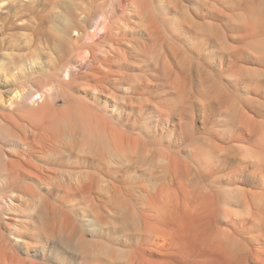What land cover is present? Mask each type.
<instances>
[{"label":"bare ground","instance_id":"bare-ground-1","mask_svg":"<svg viewBox=\"0 0 264 264\" xmlns=\"http://www.w3.org/2000/svg\"><path fill=\"white\" fill-rule=\"evenodd\" d=\"M84 1L56 0V2H49L50 4L48 3L49 5L47 6L50 10H48L51 12L57 8L59 12L57 10L54 14L51 12L53 16L48 13L50 17L46 16L38 21L34 17L35 21L31 20L26 24L20 23L22 20H18L19 22L13 21L10 23L9 29L10 31L18 32L22 31L23 27L26 28V31L29 28L31 36L50 32L54 35L53 38L56 35L55 38L58 40L59 46L62 49L64 48V50L67 42L71 40L72 34H77L79 46L75 45L74 49L71 47L72 51L76 49L84 50L79 52L78 56L73 55L72 59L70 58L71 61L66 64V67H63V70L64 68L66 69L64 73L75 79L90 77L95 83V93L99 95L103 94L107 87H111L107 86L109 85L110 70L114 59L118 58L116 55L120 54L122 40L127 27H133L131 26L133 24L131 21L136 19L137 21L134 20L137 22H135L136 24L139 22L142 24L145 37L148 36L149 39L150 37L159 38L160 33H158L155 25L156 19L152 13V8L154 9L155 3H161L160 7H165V10L170 12V8H173L174 4L171 7L169 5L172 2L174 3V0H118L117 5L114 8L112 7V11H109L112 14L108 12L109 8L104 9L110 16L104 10V14L102 11L100 12L103 15L102 17L98 14L101 19L97 18V16L96 18H91V16L87 17L85 15L87 18H80L79 25L75 26L73 21L66 15L67 7L70 5L68 3H74V7L79 8L76 4H82ZM250 1L244 0L237 4V1L228 5L225 4L224 10L226 9L229 12L226 14L221 13V10L215 11L213 9L206 11L192 10L193 12H190L192 16L189 17L183 12L190 19L179 22V28L182 33L188 36L186 40H188L190 45L189 49L196 56L201 57L203 54L209 57L214 56L212 59L216 62H213L220 67L225 62L228 71L239 67L238 72L247 70L252 65L243 68L240 64L248 61L256 66L258 70L256 72L259 73L258 77L246 79V77L242 78V74L239 73L236 78L231 80L234 89L240 91L246 97L248 105L234 109L230 117L224 122L225 126L222 127L220 126L221 122L218 123L219 120L214 118L215 115L211 113L222 109L226 102V97L221 92H218L220 94L213 97V99L208 96L210 98L208 106L204 108L203 105L199 113H195L193 107L187 105L189 104L187 103L188 100H186L188 97L183 93L184 91L187 93L186 90L182 91V93L179 92L180 96H178V99L180 97L182 99L180 102L177 100L178 102L174 103L173 101L171 102V99L158 102L155 108L152 107L154 113L146 117L141 114L124 117L121 114L123 110H121L120 105L116 101H113L114 99L112 100L113 102L110 101V104L107 101H102L105 108H112L111 117L106 118V116L100 114L101 116H90L87 119L90 128L87 130L93 136L94 145L96 143L95 147L88 153H84L85 148H75L74 144L71 143L73 148H75V151H71L74 164L78 166L74 168L79 169L81 164H84V168H88L91 165L93 169H96L94 172H96L97 176L91 170H87L81 174H76L73 178H67V181H64V177L61 180L62 182H59L58 174H45L41 167L36 164L37 160L44 157L46 159V156L57 148L55 143L58 133H56L55 128L59 118L50 108V87L40 90L38 93L34 89L33 94H24L25 92L21 91H16L14 94L12 90L9 97L8 93L5 92L8 98L4 100V97L2 98L0 95V108L3 111L8 112L14 106L16 108L17 105L22 106L21 104H23L22 109H28L27 117H25V119L27 118L25 122L26 129L24 128L20 133H15V138L4 134V141L2 142L0 139L1 143L4 144L6 142L7 144V142H10L14 146L13 149L15 148V154H10V149L7 148L10 152L8 153L0 146V264H264V25L263 27L262 25L261 27L250 25L249 18L257 10L255 8V10L252 9ZM17 2L20 3L18 5L20 8L27 6L24 3L25 6L21 7L23 0H17ZM202 4L204 5V3ZM180 5L183 6V3ZM259 6L261 7V5ZM221 7L223 8V6ZM175 8L177 9V7H174V10ZM258 9L260 8L258 7ZM21 10L20 13L16 12L19 14L16 16L19 17L23 14H21ZM73 10L75 11V9ZM234 10L237 13L238 22L234 18L236 17ZM10 11L9 13H7V10L5 12L10 15ZM28 13L30 14V12ZM31 14L30 16H32ZM124 14L128 15L127 20L122 18ZM28 15L26 16L28 17ZM116 15L121 19L120 21L118 17V22L120 21L124 24L114 21V16ZM4 16H2V19L5 18V20L9 17L8 15ZM258 16L260 15L258 14ZM2 19L0 17V20L4 23ZM220 19L221 21H227V28H225L227 32L233 33L239 29V33L237 32L239 34L238 40L246 41L253 35L262 38V46L259 52L249 53L241 48L224 55V57L222 55L216 57L215 52L209 53L207 49L217 46L215 44L220 40L221 33L216 23ZM1 21L0 29L7 23L5 21V24H3ZM200 21L207 23L211 27L212 30H209V34L206 35L205 29H202L203 24ZM259 22L264 24V19L259 20ZM136 24L135 27H138ZM141 27L137 31L141 30ZM130 29L129 31H132ZM4 32L2 33L1 31L2 34ZM50 33L48 34L51 35ZM12 35H14L13 32ZM20 37L22 38L23 36L20 35ZM92 39H95V41ZM14 40L16 39L14 38ZM29 41L31 43L32 40ZM37 42L38 39L36 40V45L38 44ZM54 42L57 43L56 41ZM11 43L13 42L11 41ZM16 43L19 42L17 41ZM27 45L29 44L27 43ZM10 46L9 48L11 49L13 46ZM45 46L48 45L46 44ZM152 46L154 48V45ZM5 47L7 48V46ZM133 48H135L134 45ZM100 49L106 50L102 54ZM152 50L154 51V49ZM37 51L35 52L40 53ZM172 51V53L178 52L177 49L175 51L172 49ZM216 52L218 53L219 51ZM44 53H47V51ZM71 55L68 56L71 57ZM97 55L101 59L97 58ZM174 55H172V58H175ZM10 56L11 52L8 57ZM36 56L39 55L37 54ZM148 56L150 55L148 54ZM180 56L182 55H178L177 59L178 57L180 59ZM150 59L152 60L153 58L151 57ZM117 60L119 61L120 59ZM30 61L31 59L28 62ZM153 62L155 63V60ZM35 63L37 64L38 62ZM19 65H16V67ZM157 66H154L153 69L158 70L160 66ZM178 66L181 65L179 64ZM60 67L59 70L61 69ZM169 67L171 66L163 68V78L160 77L159 79L158 73L160 72L157 73V79L163 80V82L160 81V83H163L160 86L165 88L166 94L177 81H181L179 79L181 76L172 79L171 68ZM150 69L152 70V68ZM153 74L151 75L153 76ZM1 75L3 77L2 73ZM12 75L10 74L11 78ZM60 75L62 76V72ZM6 78L9 79L10 77ZM148 83H150L149 80ZM42 85H37V88L39 87L38 89H40ZM112 85L116 94L119 82L114 79ZM130 85H132V82ZM27 86L29 84H26ZM147 86L149 87V85ZM146 88L143 85L140 90L145 93L147 92ZM129 89L131 88H128L127 91ZM77 90H80V88ZM154 90L156 91V88ZM35 94L37 95L36 101L34 100L28 105L27 99L35 96ZM38 101L40 106L37 110L33 109L34 105H39ZM139 101L142 102L140 99ZM145 101L147 103V99ZM128 102H131V100L129 99ZM144 102L142 104H145ZM132 104L133 106L135 105L134 103ZM13 110L15 111L16 109ZM127 113L131 115V111H127L125 114ZM141 113L143 114V108ZM8 114L6 112L0 113L1 130H3L2 127H7L9 123L10 117ZM72 133L74 132L72 131ZM60 134L62 136L66 133ZM73 138L72 140H75ZM81 139L76 141H81ZM140 143H143L145 148H140ZM9 145L7 144V147ZM70 150L74 149L71 147ZM105 150L108 151L107 154L104 153ZM68 159L70 160V158ZM51 161L50 163H52ZM101 175L106 177L105 180L103 178V180L95 182L96 178H101ZM96 185H99L98 187L101 186L100 191H97ZM42 186H45L43 188L45 193L42 192ZM80 200L92 202L91 206V203H88L89 206L86 204L87 207H82L83 209L79 213L82 214L79 220L81 221L80 225L84 236H89L93 239L102 238L103 240H112L113 237L118 236L120 243H78L80 240L77 243H68L75 227L68 223L67 217L62 212L72 211ZM37 223L39 224L37 225ZM115 240L117 239L115 238Z\"/></svg>","mask_w":264,"mask_h":264},{"label":"rangeland","instance_id":"rangeland-1","mask_svg":"<svg viewBox=\"0 0 264 264\" xmlns=\"http://www.w3.org/2000/svg\"><path fill=\"white\" fill-rule=\"evenodd\" d=\"M4 1V2H3ZM6 1V2H5ZM9 0H2V2H0V7L1 5L5 6L6 7V10H7V13H9V10L10 11V15L7 14L5 11V7L2 6V8H0V12L2 10V12L0 13V17L1 19L3 18L2 16L6 17L7 15L10 17H7L6 20L5 18L2 19L4 21L3 24H5V21L7 22L3 28V30L0 29V75L1 73L3 74V77L0 78V95L1 97L4 99H7L9 97V94L10 92L13 90L14 91V94L16 91H21V92H25L24 94H33V90L35 92H39L40 90H44V89H47L48 87H50L49 89L51 90V99H50V108H51V111L57 115V117L59 118L58 119V122L56 124V128H55V131L57 134L56 136V140L59 142L56 141L55 143V147L56 150L49 153L47 156H46V159L49 157L47 160L44 158L40 159V160H37L36 161V164H38L41 169L43 170V172L45 174H50V173H56L58 174V181L59 182H62L61 180L64 179V181H67L68 179L70 178H73L76 174H81L87 170H91L92 173H94L95 176L96 175V172H94L96 169L94 168L93 169V166H90L88 168H84L83 165L84 164H81L79 165V169H75L77 168L78 166H75L74 164V159H73V155H72V152L71 151H75V148H85L84 149V153H88L93 147H95L94 145V140H93V136L90 132H88L87 129H90L89 128V124L87 123V119L90 117V116H106V118H110L111 117V114H112V108L111 107H104V104L103 102L104 101H107L109 102V104L111 103L110 101H116V103L118 105H120L121 107V110H123V112L121 111V114L124 116V117H127V116H131L134 115V114H141L142 116L146 117V116H150L154 113V110L153 108H155L157 105L158 102H161L163 100H166V99H171V102L173 101L174 103H177L179 100V102L182 100L181 97L180 99H178L180 96L179 92L182 93V91L186 90L187 93L184 91L183 93L186 94V97H188V99L186 98L187 104L188 106H192L193 107V111L195 113H199V111H201L203 105H204V108L207 107L208 105V100L211 98L213 99V97H215L216 95L220 94L218 92H221L222 95H225L226 97V102L225 104L223 105L222 109H220L219 111H214V112H211L212 115H215L214 118L218 119V123L221 122V125L220 126H225L224 122L226 121V119L228 117H230V114H232L234 111V109L240 107V106H246L248 105V102L246 100V97L240 93V91L238 90H235L234 89V85H232L231 83V80L236 78V76L240 73L242 74V78L246 77V79H249L250 77H258L259 73L256 72L258 71L256 69V66L254 64H251L250 61H248L247 63L243 62L242 64H240L243 68H247V66H251L250 68H248L247 70H243V71H240L238 72V70L240 69L239 68H235L231 71H228L227 67L225 66L226 63L224 62V64L222 65V67H220L219 65L217 66V63L215 64V60L212 59L214 58V56H208V55H205L203 54L201 57H198L196 56V54H193V52L189 49L190 48V45L188 44V40H186V37H188L187 35H184L181 31V29L179 28V22L181 23L182 21H187V19H190L188 18L187 16L191 17L192 16V13L190 12H193V11H206V10H215V11H220L221 10V13H224L226 14L228 11L225 9L224 10V5H228L229 3L231 4L232 2H236L237 3H241L242 1L244 0H174V3H170L169 7H171V5L174 4L173 8L171 7L170 9V12L166 11L165 10V7H160V4L159 3H155V6H154V9L152 8V13L154 14L155 16V19H156V28H157V31L159 34V38H154V37H145V33H144V30H143V26L142 24H140V22L138 24H136L137 20L136 21H131L133 24L131 26L133 27H127V31L124 33V38L122 40V45H121V49H120V54L116 55L117 59H120L119 61L117 59H114V63L111 67V74L110 76L108 77L109 78V85L107 86H111V87H107L104 91L106 92V94L109 92V94H105V92H103V94H97L95 93V90H94V86H95V83L93 82V80L90 78V77H87V78H74V77H69L67 75V73H64L66 70L64 68L63 70V67H66V64H68L71 60L70 58L72 59V56L75 55V56H78L79 52H82V50L84 49H76L75 51L73 50L72 51V48L74 49L75 45L79 46L78 45V35L73 33L72 34V37H71V40L69 42H67L66 44V47H65V50L64 48L62 49L60 46H59V43H58V40H56V35L55 37L53 38V34L50 33V32H46V33H43V34H33V36H31V30L27 29L26 31V28H22V31H18V32H14V31H10L9 29V26H10V23H12L13 21L14 22H19L21 21L20 23H27L28 21H38L46 16H49V14L51 15L52 13L54 14L55 11L57 10V12H59L58 10L59 9H54L53 11H49L50 9L48 8L47 5H49L51 2H56V0H28V1H25L23 0L22 2V6H25V4H27V6L23 7V8H20V3L17 2V0H10L9 2H7ZM13 3H12V2ZM34 1V2H33ZM43 1V2H42ZM58 1V0H57ZM177 1V2H176ZM201 1H205V2H202L204 3V5L201 3ZM215 1V2H214ZM241 1V2H240ZM250 1V0H249ZM11 2V4H10ZM17 4H16V3ZM36 2V3H35ZM50 2V3H49ZM112 2V3H111ZM116 2V3H115ZM117 2L118 0H85L82 4H76V6H79L78 7H74V3H68V7H67V10H66V15L73 21V23L75 24V26H78L79 25V22H80V18H85L86 16L87 17H90L91 18H99L101 19V17L103 15H101V11L102 13L104 14L103 10L105 9H108V12L109 11H112L111 9H113L116 5H117ZM199 2V4H198ZM222 2V3H221ZM251 2V7L252 9H257L255 10V13L254 15H252L250 18H249V23L250 25H254V26H260L264 24H262L261 22H259V20L261 19H264V0H252L250 1ZM258 2V3H257ZM1 3H5V4H1ZM35 3V4H34ZM41 3V4H40ZM49 3V4H48ZM108 7V5H110ZM176 3V4H175ZM183 3V6H181L180 4ZM195 5H194V4ZM210 3V5H208ZM217 3V4H216ZM262 3V4H261ZM7 4V5H6ZM13 4V5H12ZM16 4V5H15ZM38 6H37V5ZM257 4V5H256ZM11 7H10V6ZM32 5V6H31ZM44 5V6H43ZM81 5V6H80ZM189 5V6H188ZM199 5V6H198ZM261 5V7L259 6ZM16 6V8H15ZM29 6V7H28ZM43 6V7H42ZM186 8H185V7ZM205 6V7H204ZM220 6V7H219ZM223 6V8L221 7ZM11 9H10V8ZM14 7V8H12ZM41 7V9H40ZM46 7V8H45ZM113 7V8H112ZM174 7H177V9L175 8L174 10ZM183 8V10H181V8ZM258 7L260 9H258ZM9 8V10H8ZM39 8V9H38ZM24 11H22V10ZM30 9V10H28ZM49 9V10H48ZM75 9V11L73 10ZM80 11H78V10ZM163 9V10H162ZM197 9V10H196ZM205 9V10H204ZM263 9V10H261ZM20 10H21V16H16L18 13H20ZM27 10V12H26ZM43 10V11H42ZM104 10V11H105ZM174 10V11H173ZM188 10V11H187ZM193 10V11H192ZM261 10V11H260ZM13 11V12H12ZM15 11V12H14ZM167 13H166V12ZM173 11V12H171ZM182 11V12H181ZM235 11V10H234ZM5 12V13H4ZM18 12V13H16ZM27 14H26V13ZM32 12V16H30V14L28 13ZM36 12V13H35ZM77 12V13H75ZM106 13H108L107 11H105ZM165 12V13H164ZM178 12V13H177ZM183 12L185 14H187V16L185 14H183ZM259 12V13H258ZM262 12H263V15H262ZM38 13V14H37ZM49 13V14H48ZM105 13V15L107 16V14ZM110 13V12H109ZM108 13V16H110ZM164 13V14H163ZM229 13V12H228ZM2 14V15H1ZM14 14V15H13ZM29 14V15H28ZM48 14V15H47ZM52 14V16H53ZM65 14V13H64ZM77 14V15H76ZM82 14V15H81ZM101 16L99 17L98 16ZM112 14V12L110 13ZM130 14V13H129ZM162 14V15H161ZM234 14V13H232ZM235 14H236V17H234L236 20L238 19L237 18V13L235 11ZM258 14L260 16H258ZM19 15V14H18ZM26 15H28V18ZM35 15V16H34ZM38 15V16H37ZM86 15V16H85ZM120 15V14H118ZM116 15L114 16V21L116 23H123V22H120L121 19L120 17ZM126 15V16H125ZM165 15V16H164ZM171 15V16H170ZM24 16V17H23ZM26 16V17H25ZM124 17H122L124 20H127L128 19V15L127 14H124L123 15ZM263 16V17H262ZM14 17V18H12ZM18 19H17V18ZM34 17H35V20H34ZM37 17V18H36ZM50 17V16H49ZM86 17V18H87ZM119 17V18H118ZM185 17V18H184ZM23 18V19H22ZM27 18V19H26ZM120 20L118 22V19ZM175 18V19H173ZM184 18V19H183ZM261 18V19H260ZM10 19V20H9ZM11 19H13L11 21ZM16 19V20H15ZM19 20V21H18ZM117 20V21H116ZM172 20V21H171ZM175 21V22H174ZM136 22V23H135ZM202 21H200L201 23ZM227 21H221L218 20V22H216L218 24V29H219V32L221 33V36L219 37V41H217V46H213V47H209L207 49V51L210 53V52H215V55L216 57L218 56H221L224 57V55H228L230 52H233L235 50H238V49H244V51L246 52H251V53H258L261 46H262V38L258 37V36H251L248 40L246 41H242V40H238V35L237 32L239 31V29H237L235 32L231 33V32H227L225 28H227V24H226ZM238 22V20H237ZM178 23V24H177ZM221 23V24H220ZM261 23V24H260ZM124 24V23H123ZM135 24L138 26V27H135ZM175 24V25H173ZM203 24V28L202 29H205V32H206V35L209 34V30L211 31V27L205 23V22H202ZM223 24H226V25H223ZM142 27H141V26ZM141 27V30L139 29L138 31L141 32L139 33L137 31L138 28ZM176 26V27H175ZM226 26V27H225ZM5 27H8V28H5ZM175 27V28H174ZM131 28V29H130ZM135 28V29H134ZM221 28V30H220ZM224 28V30H223ZM5 29V30H4ZM24 29V30H23ZM132 30V31H129ZM174 29V30H173ZM9 33H8V31ZM136 30V31H135ZM4 32V34L1 33ZM26 31L25 33H22ZM181 31V32H180ZM12 32L14 35H12ZM29 32V33H27ZM8 33V34H7ZM48 33H50L51 35H49ZM131 33V34H130ZM136 33V34H134ZM144 33V34H143ZM227 33V35H226ZM239 33V32H238ZM22 35L23 37L21 38L20 35ZM28 34V35H27ZM177 34V36H176ZM182 36H180V35ZM1 35H5L4 37ZM7 35V36H6ZM11 37H9V36ZM19 35V36H18ZM27 35V36H26ZM30 35V36H29ZM74 35V36H73ZM133 35V36H132ZM166 35V36H165ZM185 37H184V36ZM233 35V36H232ZM16 36V37H15ZM29 36V37H28ZM43 36V37H42ZM176 36V38H175ZM180 36V37H179ZM20 37V38H18ZM25 37V39H24ZM31 37V38H30ZM36 37V38H35ZM45 37V38H44ZM49 37V38H47ZM170 37V38H169ZM178 37V38H177ZM233 37V38H232ZM255 37V38H254ZM7 38V40H6ZM13 38V39H12ZM14 38L16 40H14ZM30 38V39H29ZM53 38V39H52ZM148 40H146V39ZM153 38V39H152ZM182 38V39H181ZM252 38V39H251ZM6 42H5V40ZM19 39V40H18ZM27 39H28V42H27ZM38 39V44L40 46V48H38L39 46L36 45V40ZM44 39V40H43ZM85 39V38H84ZM172 39V40H171ZM10 40V41H8ZM23 40V42H21ZM24 40H25V43H24ZM29 40H32L31 43H29L30 41ZM41 40V41H40ZM95 41V39H92ZM136 40V41H135ZM182 40V41H181ZM186 40V41H185ZM4 41V43H3ZM8 41V42H7ZM11 41L13 43H11ZM18 41L19 43H16ZM53 41V42H51ZM54 41H56L57 43H55ZM85 42H90V41H87V40H83ZM133 41V42H132ZM177 41V42H176ZM181 41V42H180ZM33 42V43H32ZM48 46H45L46 44ZM145 42V43H144ZM150 42V43H149ZM219 42V43H218ZM24 43V44H23ZM27 43L29 45H27ZM40 43V44H39ZM43 43V44H42ZM50 43H51V46H50ZM128 43V44H127ZM158 43V44H157ZM4 44V45H3ZM6 44V45H5ZM9 44V45H8ZM16 46H15V45ZM20 44V45H19ZM45 44V45H44ZM56 44V46H55ZM71 44V45H70ZM127 44V45H126ZM156 44V45H155ZM171 44V45H168ZM258 44V45H257ZM10 45H12L13 47L10 49L9 47H11ZM19 48H18V46ZM23 46V48L21 49V47ZM31 45V46H30ZM70 45V46H69ZM133 48L132 49V47ZM154 45V48L153 46ZM167 45V46H166ZM2 46V47H1ZM7 46V48L5 47ZM59 46V47H58ZM70 47L68 49V47ZM132 46V47H131ZM138 46V47H137ZM152 46V47H151ZM237 46V47H236ZM259 46V47H258ZM25 47V49H24ZM48 49H47V48ZM166 47V48H165ZM168 47V48H167ZM188 47V48H187ZM248 47V48H247ZM1 48H2V51H1ZM28 48V49H27ZM37 48V49H36ZM46 48V49H44ZM56 48V49H54ZM59 48V49H58ZM68 51H67V49ZM176 48L178 50V52H176L178 55H182L180 56V59L178 57L177 59V54L174 52L172 53V49L175 51ZM18 52H16L15 51ZM27 49V50H26ZM41 49V50H40ZM135 49V50H134ZM154 49V51L152 50ZM158 49V50H157ZM161 49V50H160ZM168 49L169 52L171 51V53L168 52ZM214 49V50H213ZM234 49V50H233ZM10 50V51H9ZM38 50L37 52H40V53H36L35 51ZM47 51V53H44L45 51ZM63 50V51H62ZM101 50V49H100ZM106 49H102L100 52L103 54V52L105 51ZM151 50V52L149 53V51ZM254 50V51H253ZM6 51V52H5ZM27 51V52H26ZM29 51V52H28ZM123 51V53H122ZM133 51V52H132ZM145 51V53H144ZM216 51H219L218 53ZM9 54H8V53ZM10 52H11V56L8 57V55H10ZM20 52V53H19ZM68 52V53H67ZM70 52V53H69ZM223 52V53H222ZM8 55H7V54ZM61 53V54H60ZM73 53V54H72ZM100 53V54H101ZM144 53V55H142ZM32 54V55H31ZM38 54L39 56H36ZM66 54V55H65ZM72 54V55H71ZM147 54V55H146ZM148 54L150 56H148ZM175 56V58H172L173 56ZM218 54V55H217ZM5 55V56H4ZM25 55V56H24ZM68 55H71V57H69ZM133 55V56H132ZM139 55V56H138ZM3 56V57H1ZM7 56V57H6ZM36 56V57H35ZM63 58H62V57ZM82 56V55H81ZM98 56V55H97ZM123 58H121V57ZM21 57V58H20ZM27 57V58H26ZM34 57V59H32ZM69 57V58H68ZM135 57H138V58H135ZM153 58L152 60L150 58ZM182 57V58H181ZM209 57V58H208ZM13 58V59H12ZM62 58V59H61ZM68 58V60H67ZM97 58L101 59L100 56H98ZM134 58V59H133ZM169 58V59H168ZM197 58V60H196ZM208 58V59H207ZM211 58V59H210ZM31 59V61L33 62H28L29 60ZM36 59L35 62H38L37 64L34 62V60ZM51 59V60H50ZM144 61H142V60ZM183 59V60H182ZM5 60V61H3ZM8 60V61H7ZM14 60V61H12ZM59 60V61H58ZM66 60V61H64ZM116 60V61H115ZM124 60V62H123ZM128 60V61H127ZM150 60V61H149ZM153 60H155V63L153 62ZM159 60V61H158ZM175 60V61H174ZM178 60V61H176ZM204 60V61H203ZM207 60V61H206ZM209 60V61H208ZM12 61V62H11ZM183 63H182V62ZM189 61V62H188ZM212 61V62H211ZM215 61V62H213ZM23 62V63H22ZM28 62V64H26ZM53 62V63H52ZM63 62V63H62ZM126 64H123V63ZM131 62V63H130ZM186 62V63H185ZM205 62V63H204ZM3 63V64H1ZM11 63V65H10ZM52 63V64H51ZM147 63V65H146ZM158 63V64H157ZM161 63H164L161 65ZM14 64V65H13ZM21 67H20V65ZM25 64V65H24ZM36 64V65H35ZM152 64V65H151ZM155 64V65H154ZM176 64V66H175ZM181 65V66H178V65ZM191 64V65H190ZM212 64V65H211ZM246 64V65H245ZM7 65H10V66H7ZM16 65H19L18 67H16ZM61 65V67H60ZM151 65V66H150ZM156 65L160 66L158 67V70L157 69H153L154 66L156 67ZM184 67H183V66ZM198 65V66H197ZM6 66V67H5ZM12 66V67H11ZM18 68V69H16ZM24 66V67H23ZM26 66V67H25ZM128 66V68H127ZM131 66V67H130ZM136 66V67H135ZM165 66H171L169 68H171V77L172 79H175L177 78L178 76H181V78H179L181 81H177V83L175 85H173L169 91H168V94L165 93V88L160 86L161 84H163V80H159L160 77L163 76V68ZM246 66V67H244ZM14 67V68H13ZM19 67H20V70H19ZM23 67V69H22ZM30 67V68H28ZM59 67L61 68L59 70ZM117 67V68H116ZM138 67V68H137ZM145 67V68H144ZM152 68V70L150 68ZM163 67V68H161ZM254 67V68H253ZM5 68V69H4ZM10 70H8V69ZM33 68V70H32ZM36 68V69H35ZM115 68V69H113ZM134 68V69H133ZM161 68V69H160ZM185 70V71H181L179 72L178 70ZM181 68V69H180ZM184 68V69H183ZM186 68V69H185ZM7 69V70H6ZM108 69V68H107ZM136 69V70H135ZM140 69V70H139ZM37 70V71H36ZM156 70V71H155ZM187 70V71H186ZM227 70V71H226ZM4 71V72H3ZM15 71V72H13ZM54 71V72H53ZM59 71V72H58ZM10 72V73H8ZM29 72V73H28ZM62 72V76L60 75ZM160 72V73H158ZM184 72V73H183ZM186 72H187V75H186ZM231 72V73H230ZM250 72V73H249ZM8 73V74H6ZM20 73V75H19ZM154 73V74H153ZM157 73H158V78L157 79ZM182 73V74H181ZM10 74H14L12 75V78L10 76ZM64 74V75H63ZM153 74V76L151 75ZM156 74V75H155ZM172 74H175V75H172ZM247 76H246V75ZM7 75V76H6ZM34 75V76H33ZM38 75V76H36ZM52 75V76H51ZM61 77H60V76ZM66 75V76H65ZM120 75V77H119ZM186 75V77H185ZM191 75V77H190ZM22 76V77H21ZM45 78H43V77ZM65 76V77H64ZM146 78H145V77ZM174 76V77H173ZM183 76V77H182ZM6 77H10L9 79H7ZM27 77V78H26ZM49 77V78H48ZM115 77V78H114ZM128 77V78H127ZM150 77V78H149ZM156 77V78H155ZM6 80H5V79ZM19 78V79H18ZM32 78V79H31ZM47 78V79H46ZM68 78V79H66ZM163 78V77H162ZM11 79V80H10ZM111 79H116L118 82H119V86H118V92H116L115 94V91H113V85H112V82L113 80ZM129 81H128V80ZM146 79V80H144ZM10 80V81H9ZM19 80V81H18ZM21 80V81H20ZM31 80V82H30ZM82 80V81H81ZM84 80V81H83ZM130 80L132 82V85H130ZM148 80L150 83H148ZM156 80H159V81H156ZM189 80V81H188ZM5 81V82H4ZM15 81V85L13 84V82ZM24 81V83H23ZM29 81V82H28ZM80 81V82H79ZM112 81V82H111ZM127 81V82H126ZM136 81V83H135ZM141 83H140V82ZM144 83H143V82ZM160 81H162L160 83ZM9 82V83H8ZM18 82V83H17ZM27 82V83H26ZM55 82V83H54ZM89 82V83H88ZM125 82V83H124ZM130 82V83H129ZM134 82V83H133ZM7 83V84H6ZM20 83V84H19ZM33 83V84H32ZM47 83V85H46ZM128 83V84H127ZM149 85V87L146 85ZM151 83H152V86H151ZM155 83V84H153ZM160 83V84H159ZM189 83V84H188ZM19 84V85H18ZM26 84H29V86L26 87ZM42 85V87L40 86V89L37 88V85L39 86ZM85 84V85H84ZM138 84V85H137ZM6 85V86H5ZM12 85V86H11ZM25 87H24V86ZM31 85V86H30ZM49 85V86H48ZM88 85V86H87ZM126 85V86H125ZM129 85V86H128ZM137 85V86H136ZM145 85L147 88H146V91L144 93V91L140 90L142 89V86ZM157 85V86H156ZM177 85V86H176ZM187 85V86H185ZM35 88H33V87ZM47 86V87H46ZM81 86V87H80ZM87 86V87H86ZM124 86V87H123ZM155 86V87H154ZM176 86V87H175ZM189 86V87H188ZM22 88V89H18V88ZM45 87V88H44ZM77 87V88H76ZM89 87V88H88ZM124 89H123V88ZM135 87V88H134ZM138 87V88H136ZM140 87V88H139ZM154 87V88H152ZM158 87V88H157ZM175 87V89H174ZM182 87V89H181ZM33 88V89H32ZM80 90H77L79 89ZM86 88V89H85ZM110 88V89H109ZM128 88H131L128 90ZM156 88V91L154 90ZM7 89V90H5ZM38 89V90H37ZM83 89V90H82ZM112 89V91H111ZM132 89H133V92H132ZM139 89V90H138ZM149 89V90H148ZM159 89V90H158ZM173 89V90H172ZM2 90V91H1ZM4 90V91H3ZM26 90V91H25ZM37 90V91H36ZM76 90V92H75ZM126 90V91H125ZM161 90V91H160ZM221 90V91H219ZM30 91V92H29ZM60 91V92H59ZM84 91V92H83ZM87 91V92H86ZM91 91V92H90ZM138 93H137V92ZM141 91V92H140ZM155 91V92H154ZM189 91V92H188ZM7 92L8 94V97L6 96V93ZM150 92V93H149ZM171 94H170V93ZM6 96H4L3 95ZM13 93V92H12ZM72 93V94H71ZM91 93V94H90ZM124 93V94H123ZM135 93V94H133ZM144 95H142V94ZM147 93V94H146ZM190 93V94H189ZM12 94V95H14ZM111 94V95H110ZM114 94V95H113ZM123 96H122V95ZM137 94V95H136ZM141 94V95H140ZM178 94V95H177ZM189 94V96H188ZM207 94V95H206ZM3 95V96H2ZM91 95V96H90ZM113 95V97H112ZM147 95V96H146ZM162 97H160V96ZM165 95V96H164ZM171 95V96H170ZM76 96V97H75ZM99 96V97H98ZM106 96V97H105ZM111 96V97H110ZM135 96V97H134ZM141 96V97H140ZM146 97V98H143V97ZM210 98H209V97ZM33 97V98H32ZM36 97L37 95L35 94V96H31L27 99V104H31V102H33L34 100L36 101ZM109 97V98H107ZM120 97V98H119ZM170 97V98H169ZM190 97V98H189ZM119 98V99H118ZM138 98V99H137ZM156 98V99H155ZM160 98V99H158ZM30 99V100H29ZM95 99V100H94ZM122 99V100H121ZM129 99L131 100V102H128ZM139 99L142 101L140 102ZM147 99V103H145ZM195 99V101H194ZM121 100V101H120ZM185 100V99H184ZM191 100V101H190ZM29 101V102H28ZM40 101V100H39ZM39 101L37 102L39 104ZM103 101V102H102ZM112 101V102H113ZM118 101V102H117ZM145 101V102H144ZM198 101V102H197ZM145 103V104H142V103ZM35 103V104H37ZM124 103V104H123ZM131 103V104H130ZM134 103L135 105L133 106ZM148 104V105H147ZM153 106H152V105ZM199 106H198V105ZM201 104V105H200ZM23 106V104H21ZM150 105V106H149ZM197 105V106H196ZM22 106L20 105H17V108L14 106L13 108H11L10 110H13V109H16L15 111H10L8 110L7 111H3L1 108H0V113L2 112H6V113H9L8 116L10 117L9 118V123L7 124V127H2L3 130H1L0 132V139L2 140V142L4 141V134H7V135H10L11 138H15L16 137V134L15 133H20L21 130H24V128L26 129V121H27V118L25 119V117H27V114H28V109L27 108H23L22 109ZM40 106V104L37 106L34 105V107H32L33 109H38V107ZM103 106V107H102ZM136 106V107H135ZM201 106V108H200ZM26 107V106H25ZM28 107V106H27ZM82 107V108H81ZM133 107V108H132ZM147 107V108H146ZM153 107V108H152ZM196 107V108H194ZM29 108V107H28ZM84 108V109H83ZM127 108V109H126ZM142 108H143V114L141 113L142 111ZM152 108V109H151ZM232 108V109H231ZM86 109V110H85ZM104 109V111H103ZM130 109V110H129ZM200 109V110H199ZM230 109V110H229ZM57 110V111H56ZM89 110V111H88ZM96 110V111H95ZM138 110V112H137ZM18 113H17V112ZM93 111V112H92ZM109 111V112H108ZM130 112L131 111V115H128L125 114L126 112ZM140 111V112H139ZM198 111V112H197ZM14 112V113H12ZM21 112V113H20ZM23 112V113H22ZM100 112V113H99ZM151 112V113H150ZM216 112V114H215ZM17 113V114H16ZM20 113V114H19ZM114 113V112H113ZM124 113V114H123ZM226 113V114H224ZM19 114V115H18ZM24 114V115H23ZM101 114V115H100ZM130 114V113H129ZM145 114V115H144ZM224 114V115H223ZM21 115V116H20ZM23 115V116H22ZM64 116V117H63ZM67 116V118H66ZM218 116V117H217ZM13 117V118H12ZM77 117V118H76ZM63 118V119H62ZM74 118V119H73ZM62 119V120H60ZM21 120V121H20ZM70 120V121H68ZM72 120V121H71ZM110 120V119H109ZM24 121V122H23ZM75 124V125H74ZM10 125V126H8ZM7 129V131H6ZM11 129V130H10ZM14 129V131H12ZM20 129V130H19ZM73 129V130H72ZM61 130V131H60ZM63 130V131H62ZM60 131V132H58ZM65 131V132H64ZM72 131L74 133H72ZM3 132V133H2ZM6 132V133H5ZM11 134H10V133ZM78 134H77V133ZM2 133V134H1ZM59 133H66L64 135L61 136V134L59 135ZM75 134V135H74ZM82 134V135H81ZM13 135V136H12ZM69 135V136H68ZM85 135V137H84ZM2 136V137H1ZM74 138H73V137ZM78 136V138H77ZM67 137V138H66ZM76 137V138H75ZM68 140V143L70 142V144L68 145L67 143V140ZM70 138V139H69ZM75 139V140H72ZM82 138V139H81ZM61 139L62 142H61ZM65 139V140H64ZM77 139H81V141H76ZM1 140H0V146L2 147V149H4L6 152L10 153V154H15V148L13 149V145L10 144V142H7V144L11 147H7V144L6 142L3 144L1 143ZM83 140V141H82ZM65 141V143H64ZM93 141V142H92ZM77 142H79L77 144ZM64 143V144H63ZM71 143L74 144L75 148H73V144L71 145ZM64 145V146H63ZM68 145V147H67ZM59 146V147H58ZM4 147V148H3ZM67 147V148H66ZM72 147V149L74 150H70V148ZM10 149V152L8 151V149ZM66 148V150H65ZM69 148V150H68ZM140 148H145V146L143 145V143L141 144L140 143ZM59 149V150H57ZM14 152V153H13ZM64 152V153H63ZM67 152V153H66ZM62 153V154H61ZM105 154L108 153L107 150L104 151ZM59 154V155H58ZM64 154V155H63ZM71 154V155H70ZM67 155V156H66ZM64 156V157H63ZM66 156V157H65ZM70 158V160L68 158ZM50 159V160H49ZM43 160V161H42ZM52 160V161H51ZM54 160V161H53ZM56 160V161H55ZM49 161V162H48ZM50 161L53 163H50ZM45 162V163H44ZM42 163V164H40ZM43 166V167H42ZM47 166V168H46ZM54 166V167H53ZM62 166V167H60ZM82 166V167H81ZM75 167V168H74ZM56 168V169H55ZM71 168V169H70ZM84 168V170H83ZM51 169V170H50ZM60 169V170H59ZM81 169V170H80ZM86 169V170H85ZM55 170V171H53ZM74 170V171H73ZM48 171H52V172H48ZM73 172V173H72ZM70 174V175H69ZM65 175V176H64ZM61 176V177H60ZM68 176V177H67ZM103 175H101V178H96V181H101L105 180L106 177H102ZM68 178V179H67ZM63 184V183H62ZM99 185H96L95 188L97 189V191H100L101 189V186L98 187ZM45 187V186H44ZM42 186V192L45 193V189ZM81 201V202H80ZM77 202L76 204V208H74L72 211H63L62 213L67 217V220H68V223L70 225H73L75 228H74V232H73V235L71 237V239L69 240L68 243H77L78 240V243H120L119 241V238L117 237H113L112 240L110 239H102V238H96V239H93V238H90L89 236H84V233H83V230H82V227L80 225V216H82V214H79L80 213V210L85 208L86 204L89 206L92 205V202L89 200L88 201H85V200H80ZM83 201V202H82ZM89 203V204H88ZM85 204V205H84ZM80 205V206H79ZM83 207V208H82ZM87 207V206H86ZM78 210V211H77ZM77 211V212H76ZM69 216V217H68ZM39 223H37L38 225ZM84 236V238H83ZM89 237V238H88ZM115 238L117 240H115ZM100 239V240H99ZM103 241H102V240ZM115 240V241H114Z\"/></svg>","mask_w":264,"mask_h":264}]
</instances>
